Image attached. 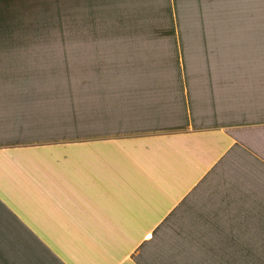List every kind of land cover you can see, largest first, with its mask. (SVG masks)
<instances>
[{
  "label": "crops",
  "instance_id": "1",
  "mask_svg": "<svg viewBox=\"0 0 264 264\" xmlns=\"http://www.w3.org/2000/svg\"><path fill=\"white\" fill-rule=\"evenodd\" d=\"M99 1L126 25L160 5ZM43 19L0 0V264H264V79L192 63L183 33L118 30L84 34L103 47L62 82Z\"/></svg>",
  "mask_w": 264,
  "mask_h": 264
},
{
  "label": "rangeland",
  "instance_id": "2",
  "mask_svg": "<svg viewBox=\"0 0 264 264\" xmlns=\"http://www.w3.org/2000/svg\"><path fill=\"white\" fill-rule=\"evenodd\" d=\"M157 3L160 5L153 24L126 25L112 20L105 22L104 17H100L103 11V14L107 12L106 7H99L105 1L43 0L44 39H38L37 44L38 49L43 47L45 77L62 82L83 80V64L78 65L77 61L81 62L85 52L90 54L95 45L103 47L100 42L95 44L93 39H85L84 34L125 30L159 32L165 37L172 33L173 42L176 32L183 33L189 43L192 63L214 59L218 63H236L237 68L240 64L250 65L251 74L264 79V0H157ZM110 11L108 8V13ZM17 42L11 40V44ZM171 48L164 54L174 59L177 51ZM132 55L131 51L125 54ZM176 61L178 63L179 57ZM111 68L104 72L105 78L116 79L119 73L120 78L130 77L132 73L127 67L121 72ZM239 74L244 73L237 72ZM70 88L65 90L71 91Z\"/></svg>",
  "mask_w": 264,
  "mask_h": 264
}]
</instances>
